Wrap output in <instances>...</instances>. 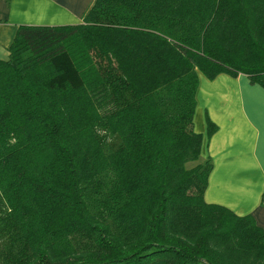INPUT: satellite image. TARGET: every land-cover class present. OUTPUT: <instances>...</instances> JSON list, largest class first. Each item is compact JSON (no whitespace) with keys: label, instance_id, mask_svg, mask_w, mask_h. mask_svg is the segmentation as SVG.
Returning a JSON list of instances; mask_svg holds the SVG:
<instances>
[{"label":"trees","instance_id":"1","mask_svg":"<svg viewBox=\"0 0 264 264\" xmlns=\"http://www.w3.org/2000/svg\"><path fill=\"white\" fill-rule=\"evenodd\" d=\"M200 74L264 88V0H95L21 26L0 60L6 264H264L254 217L205 200Z\"/></svg>","mask_w":264,"mask_h":264},{"label":"crops","instance_id":"2","mask_svg":"<svg viewBox=\"0 0 264 264\" xmlns=\"http://www.w3.org/2000/svg\"><path fill=\"white\" fill-rule=\"evenodd\" d=\"M94 1L0 0V60L8 59L21 26L80 24ZM203 76L207 99L202 106L199 85L194 131L203 137L201 161L213 165L205 200L238 216L252 215L264 231V88L245 75ZM210 122L217 126L212 136Z\"/></svg>","mask_w":264,"mask_h":264},{"label":"rangeland","instance_id":"3","mask_svg":"<svg viewBox=\"0 0 264 264\" xmlns=\"http://www.w3.org/2000/svg\"><path fill=\"white\" fill-rule=\"evenodd\" d=\"M202 76L203 75L200 74V78H199L200 79V84L199 85L201 87V91L200 92H202L201 97H203V98H200V104L202 106H204V103H205L204 100H206L207 97H206V92L204 91L205 90L204 89V86H203V84H201V78H202ZM213 101L218 103V99H216V98L213 99ZM201 105H200V107H201V109L203 111V107ZM203 115H204V111H203ZM6 247H7V241L4 240V239H0V264H6L5 259H4V253L7 250Z\"/></svg>","mask_w":264,"mask_h":264}]
</instances>
